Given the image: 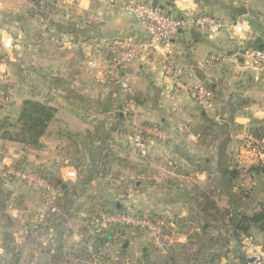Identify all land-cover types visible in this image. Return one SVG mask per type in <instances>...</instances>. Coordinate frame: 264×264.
I'll return each mask as SVG.
<instances>
[{
    "label": "crops",
    "instance_id": "1",
    "mask_svg": "<svg viewBox=\"0 0 264 264\" xmlns=\"http://www.w3.org/2000/svg\"><path fill=\"white\" fill-rule=\"evenodd\" d=\"M128 1L0 0V43L10 53L0 69L8 70L12 80L0 110V264H137L143 255L147 264H155L150 250L163 257L149 239L133 233L121 247L95 244L87 221L95 205H132L193 230L203 214L191 192L201 187L214 191L218 207L233 218L261 211L264 138L257 134L264 131V68L253 67L250 53L243 51L263 38L264 0H158L173 15L188 7L259 30L243 39L227 30H200L202 35L193 39L182 29L166 46L175 77L166 74L163 58L140 57L119 72L120 86L126 82L128 87L114 89L105 73L111 40L146 35L134 16L120 10ZM211 54L221 60L212 62ZM199 84L213 91L209 106L193 101L180 87ZM134 93L145 97L144 103L127 99ZM108 94L115 97L120 117L115 109L102 111ZM26 101L49 108L47 126L36 141L28 140L18 121ZM206 122L213 128L204 140L193 129ZM138 125L159 126L167 141L148 135L140 146L132 145L126 134ZM114 157L131 165L122 166ZM6 166L61 178L58 212L44 224L38 222L45 210L41 195L23 180L1 177ZM246 224L264 248L260 223ZM222 226L224 238L217 244L204 241L202 247H209L204 251L227 252L214 264H246L242 244L229 239L234 226L228 218ZM188 233L173 227L167 234L173 245L193 251ZM211 236L216 238L218 230ZM139 240L141 251L134 258L129 252L138 249ZM238 249L244 261L234 253ZM177 252L164 257L168 264H175Z\"/></svg>",
    "mask_w": 264,
    "mask_h": 264
},
{
    "label": "built area",
    "instance_id": "2",
    "mask_svg": "<svg viewBox=\"0 0 264 264\" xmlns=\"http://www.w3.org/2000/svg\"><path fill=\"white\" fill-rule=\"evenodd\" d=\"M187 4V0H181ZM114 7V4H111ZM122 12L134 16L145 28L146 35L141 39L115 38L109 51L112 58L105 70L107 76H114L120 70L135 61L137 58H155L162 57L165 61V72L170 77H175L174 66L168 59L170 52L166 49L172 38L180 31L190 27H196L199 30H206L209 33H215L218 30H227L236 39H243L239 32L244 26L240 22L226 23L220 17L209 14H198L194 9L185 7L183 15L176 16L166 14L162 9L153 7L152 4L145 1L130 0L119 6ZM244 31V30H243ZM249 37L253 35L252 31H247ZM233 37V36H232ZM10 46V45H9ZM250 64L255 68H264V45L256 50H252L248 55ZM10 59V53L0 43V65L5 64ZM209 59L212 62L221 60L220 55L211 54ZM12 85L10 74L0 71V110L5 104L8 93ZM128 87L126 82L121 83V88ZM190 97L195 102L203 106L210 105L213 92L205 84H199L194 87L185 88ZM152 135L160 142L165 143L167 136L164 130L158 126L138 125L132 127L126 134V139L134 146H140L144 137ZM70 176L72 174H69ZM1 177H16L25 181L41 195L43 200L44 212L37 216V221L44 224L48 217L58 212L57 202L62 193L55 188L39 173L32 170H22L14 166H6L1 169ZM124 212H105L101 210L94 219L96 233H100L103 228L111 224H120L127 227V230L135 234L142 232L145 234L154 249L162 256L167 257L173 249V242L168 235L164 233L166 219L158 214L140 213L132 205L125 206ZM242 248L245 252L246 264H264V248L262 245L254 242L253 238L246 236L242 238ZM197 264V263H191Z\"/></svg>",
    "mask_w": 264,
    "mask_h": 264
},
{
    "label": "trees",
    "instance_id": "3",
    "mask_svg": "<svg viewBox=\"0 0 264 264\" xmlns=\"http://www.w3.org/2000/svg\"><path fill=\"white\" fill-rule=\"evenodd\" d=\"M32 1L35 2L36 4H40L44 0H32ZM44 3L46 4V1ZM164 12L166 14H172L166 11ZM203 14H209V13H203ZM181 15H183V13ZM209 15H213V14H209ZM255 42L258 44H261L262 46L264 45V40L255 41ZM110 57L112 58L111 52H110ZM169 60H171L170 56H169ZM119 79H120L119 73H117L114 76H107L108 84L114 89L121 88L118 82ZM213 98H214V95H212V99H210V104L213 101ZM127 99L133 101L136 104H142L144 103L146 98L143 97L142 95H139L138 93H134V94H128ZM115 102H116L115 97L112 96V94L106 95V97L104 98L103 104L101 105L102 111H106V110L108 111L111 109H115L116 115L120 117L122 112L119 110V107L115 104ZM49 118H50L49 108L42 106L39 103H35L32 101H26L24 103V106L22 108V112L20 114V118L18 119V121L21 123L20 125L21 130L30 136L28 140L36 141V139L40 135H42L45 127L47 126ZM207 123L208 122H206V125L202 124V125L197 126L196 129L193 127L194 128L193 131L195 133H199L200 138L201 139L203 138L204 140L207 139L210 131L213 128L211 126V123L209 124ZM18 125L19 123H16L14 124V127H17ZM122 126H124V124ZM146 137L147 136L144 137V140ZM257 137L259 140H262L264 138V131L261 134H257ZM28 140L27 138L25 139V141H28ZM106 157H108V155ZM114 159L122 166L129 167V165H131V162L126 159H120L116 157H114ZM138 165L141 166L140 170L143 169V166H146L142 163ZM17 167L20 168L19 166ZM142 171L143 173L146 172L144 170ZM34 172L39 173L44 179H46L50 184H52L55 188L59 189L61 193H63L62 191L64 189V185L63 183H59L58 181L61 178L51 179L41 171H34ZM191 198H192V201L196 204L197 208L203 214L200 219L199 226L196 227L197 229L193 228V230H191L190 226H188L187 223L182 224V225H179L178 223L175 225H172V221L169 219H166V226L164 229V233L166 235H168L167 234L168 229L173 228V227H175L178 232H186V231L188 232L189 231L188 233L189 244L195 245V250L192 251L193 259H191L189 264L191 263L214 264L220 261V259L225 255L224 253L220 252L218 254H215L213 257L208 258V255L202 254V251H204V249H209V247H206V246L202 247L203 245L202 243L204 241H208L211 244L220 243V240L224 238V236L220 232V229H221V226L225 224V221L227 220V218H228L229 223L234 226V230L232 234L230 235L229 239L233 240L237 244L239 243L242 244L243 237H246V236L252 237L248 233L249 225L246 224L247 220L253 221L254 223H260L259 227L264 232V204H262L261 211L253 214L252 216L247 217L245 216V214L243 215L240 214L238 218L236 216L233 218V216H230L231 212L228 209H221L220 207H218L216 200H215V192L210 189L196 187L191 192ZM61 200H62V196L57 202L58 207H60ZM101 210L105 212H124L126 210V207L121 206V205L118 206L117 204L111 206L110 208H106L102 205H99V206L95 205L92 208V210L89 211L88 214L90 215H89V218L87 219L89 227H91V229L93 230V234L90 239L94 240L95 244L100 243L99 245L103 247L105 246L111 247V248L121 247L124 242H127L128 240H130L131 232L127 230L126 226H123L120 224H111L103 228L100 233H96L95 232L96 227L93 224V221L98 216V213ZM139 212L144 213L142 211H139ZM148 214H151V213H148ZM215 229L218 230V236L216 238L215 236H211ZM141 234L143 233L136 232L135 236H141ZM176 250L178 252L183 251L185 254L188 251L185 246H182L179 244L174 245L172 252L169 256H171L173 252H175ZM146 256L143 255L142 259L137 264H147L148 258L146 259L145 258ZM172 259L174 260V263H175V258H172ZM187 259H188V256H187ZM161 264H168L167 258H164V256L162 257Z\"/></svg>",
    "mask_w": 264,
    "mask_h": 264
},
{
    "label": "rangeland",
    "instance_id": "4",
    "mask_svg": "<svg viewBox=\"0 0 264 264\" xmlns=\"http://www.w3.org/2000/svg\"><path fill=\"white\" fill-rule=\"evenodd\" d=\"M134 1H139V0H134ZM124 14H127V13H125V12H123ZM129 15V14H128ZM219 17V16H218ZM222 19V18H221ZM222 20H224V19H222ZM241 24H243V26H244V23H243V21L242 22H240ZM252 29H250V28H246L245 26H244V28H243V30H242V32L240 31L239 32V34H240V36L241 37H244V38H247V37H249V34H247L246 32L247 31H252L254 34H255V32H254V30H259V28L257 27V26H254V27H251ZM220 31H222V30H218V31H216V32H220ZM215 32V33H216ZM233 32V31H232ZM232 32H231V34H232ZM231 36H233V38H234V35H231ZM263 37V38H262ZM261 38H262V40H264V35L262 36ZM115 39V38H114ZM114 39H112L111 40V42L114 40ZM236 39V38H235ZM169 51V50H168ZM170 52V51H169ZM155 58H159V57H155ZM162 58V57H161ZM164 59V58H163ZM168 59H169V56H168ZM249 60V59H248ZM171 61H172V59H171ZM2 65V64H1ZM165 68H166V66H165ZM0 71H1V69H0ZM5 71H7L9 74H10V72L8 71V70H5ZM10 77H11V74H10ZM12 81V80H11ZM11 89V88H10ZM6 104V103H5ZM4 104V105H5ZM259 146V145H258ZM148 185V183H147V181H143L142 182V187H146ZM142 235V237L144 238V240L145 239H147L148 240V237L145 235V234H141ZM141 241H143V240H139L138 242H137V244L135 245L136 247H138V249L137 250H133V251H130L129 252V254L130 253H132V257H134L135 258V254H140V251H141V246H142V242ZM221 241V240H220ZM255 241V240H254ZM145 242V241H144ZM149 242V241H148ZM150 252V255L149 256H151V260H152V262H154L155 264H161V260H162V257L161 256H158V254L156 253V252H154V250H150L149 251ZM220 252H222V253H224V254H226L227 252H225L224 250H216V251H211V250H209V252H206V251H202V254L203 255H208V258H211V257H213L215 254H218V253H220ZM234 253H237V255H238V257H240L239 259L240 260H242L241 258H243V254H242V251L241 250H236ZM176 254V253H175ZM177 259H175V264H189V262L191 261V259H193V252L192 251H187V253L185 254L183 251H179L178 253H177ZM187 256H188V259H187ZM133 260H135V259H133ZM245 260V258H243V261ZM130 264H132V263H130Z\"/></svg>",
    "mask_w": 264,
    "mask_h": 264
},
{
    "label": "water",
    "instance_id": "5",
    "mask_svg": "<svg viewBox=\"0 0 264 264\" xmlns=\"http://www.w3.org/2000/svg\"><path fill=\"white\" fill-rule=\"evenodd\" d=\"M152 6L153 7H158L160 9L163 8L162 5H159L158 0H153L152 1ZM186 31H188L191 35V37L193 39H198V37H200L202 35V32L197 29L196 27H190L189 29H187ZM260 41V40H259ZM260 46H262L261 44L255 43L251 48H248L247 50L243 51L244 54H248L251 53L252 50H256L257 48H259ZM33 226V225H32Z\"/></svg>",
    "mask_w": 264,
    "mask_h": 264
}]
</instances>
